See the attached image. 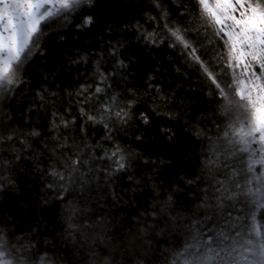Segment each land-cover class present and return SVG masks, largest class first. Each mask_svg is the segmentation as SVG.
I'll list each match as a JSON object with an SVG mask.
<instances>
[{"label": "trees", "instance_id": "16d2710c", "mask_svg": "<svg viewBox=\"0 0 264 264\" xmlns=\"http://www.w3.org/2000/svg\"><path fill=\"white\" fill-rule=\"evenodd\" d=\"M158 2L92 0L55 20L17 82L0 91V133L13 136L0 144V157L11 162L0 175L12 181L0 190V219L11 245L31 240L30 264L40 257L46 264H173L193 222L212 215L202 205L206 198L215 205L218 182H227L225 196L238 191L231 176L246 167L247 154L225 152V101L168 31L186 30L200 61L231 83L228 57L217 58L227 51L215 34L220 26L197 0ZM87 16L93 22L80 27ZM121 110L126 122L115 115ZM213 146L220 159L210 167ZM117 147L122 170L119 156L111 157ZM69 175L75 179L62 191ZM223 203L236 204L225 214L244 215L243 203ZM218 219L217 212L201 227H220Z\"/></svg>", "mask_w": 264, "mask_h": 264}, {"label": "snow or ice", "instance_id": "6c2138e0", "mask_svg": "<svg viewBox=\"0 0 264 264\" xmlns=\"http://www.w3.org/2000/svg\"><path fill=\"white\" fill-rule=\"evenodd\" d=\"M197 2L202 13L210 14L214 23L220 25L215 34L223 41L227 51L218 54L217 58L224 61L225 56L228 57L225 67L232 69L231 83L223 78L217 79L200 61L197 50L185 38L186 30L169 27L168 31L176 42L185 49H191L189 55L201 63L218 89L219 96L225 101L224 109L230 116V122L220 137L226 144L225 152L229 156L238 157L246 153L247 162L246 167L236 168L232 172L231 182L237 192L225 196L229 189L227 182L221 181L218 182L217 192L220 195L215 205L208 203L206 198L202 206L213 210L212 215L205 214L202 220L193 222L190 226L191 238L174 255L173 264H264V0H211L224 15L223 20L210 6V0ZM91 3L92 0H0V91L17 82L24 61L32 49L39 45L44 27L50 26L58 18L67 20L82 5ZM157 7H161L158 0ZM161 19H167L166 10L162 9ZM229 20L231 23H226ZM92 22L93 18L87 16L80 27H86ZM156 35L147 34L153 42ZM241 67L243 71L237 72L236 69ZM102 91L100 87L95 89L96 93ZM105 112H111V106H107ZM85 115L88 120H96L95 116ZM115 115L126 122L128 113L121 110ZM144 120L148 122L146 116ZM12 139V135L0 133V144ZM217 152L213 146L210 152L212 158L206 161L210 167L219 163ZM116 156H119L114 161L117 169H124L125 158L119 147L111 154V157ZM10 163L0 157V171ZM78 163L79 160L72 162L73 170ZM52 174L59 175L61 180L65 179L62 174ZM74 179L69 175L68 184L59 186L61 190L67 191ZM11 184V179L0 175V190ZM238 197L243 200H238ZM225 199L243 203L244 215L234 217L232 211L225 214V207L236 210V204L226 206L223 203ZM217 212L223 225L205 231L201 226L213 219ZM5 223V220L0 219V264H30L27 255L29 249L34 247L31 240L27 236L17 237L18 246L11 245L6 239ZM24 240L27 243H23ZM46 260V257H40L41 264H46Z\"/></svg>", "mask_w": 264, "mask_h": 264}, {"label": "rangeland", "instance_id": "374dc122", "mask_svg": "<svg viewBox=\"0 0 264 264\" xmlns=\"http://www.w3.org/2000/svg\"><path fill=\"white\" fill-rule=\"evenodd\" d=\"M83 6H84V5H82L79 9H81ZM210 6L213 8L214 11L217 12V15L220 16V18L223 20V19H224V15L220 12L219 9H217V7L215 6L214 3H211V0H210ZM221 7H223V6H221ZM79 9H78V10H79ZM209 15H210V14H209ZM59 19H60V18H58L57 20H59ZM210 19L213 21L212 17H211ZM213 22H214V21H213ZM226 23H231V21H230V20H229V21H226ZM219 26H220V25H219ZM45 28H46V27H44V31H45ZM237 47L239 48L240 46L237 45ZM245 50H246V49H245ZM34 51H35V48L32 49L31 54H32ZM31 54L28 56V58L31 56ZM234 55H236V54H234ZM28 58H27V59H28ZM245 59L247 60V59H249V58H245ZM11 86H12V85H7V86H6V90L9 89ZM6 90H2V91L4 92V91H6ZM0 100H1V97H0ZM227 156H228V155H227Z\"/></svg>", "mask_w": 264, "mask_h": 264}]
</instances>
